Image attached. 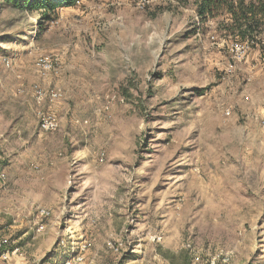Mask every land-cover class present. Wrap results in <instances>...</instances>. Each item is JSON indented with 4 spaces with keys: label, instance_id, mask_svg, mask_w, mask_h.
Here are the masks:
<instances>
[{
    "label": "rangeland",
    "instance_id": "rangeland-1",
    "mask_svg": "<svg viewBox=\"0 0 264 264\" xmlns=\"http://www.w3.org/2000/svg\"><path fill=\"white\" fill-rule=\"evenodd\" d=\"M201 1L0 0V264H264V45Z\"/></svg>",
    "mask_w": 264,
    "mask_h": 264
},
{
    "label": "trees",
    "instance_id": "trees-1",
    "mask_svg": "<svg viewBox=\"0 0 264 264\" xmlns=\"http://www.w3.org/2000/svg\"><path fill=\"white\" fill-rule=\"evenodd\" d=\"M18 6L27 7L30 10H43L45 18L51 19L62 7L74 6L80 0H7ZM228 0H220V3ZM23 2V4H21ZM218 0H202L198 6L199 16L204 20L208 14L214 15L217 9ZM230 12L234 18L241 21L238 28L243 38H253L260 35L264 27V0H237L230 5Z\"/></svg>",
    "mask_w": 264,
    "mask_h": 264
},
{
    "label": "built area",
    "instance_id": "built-area-1",
    "mask_svg": "<svg viewBox=\"0 0 264 264\" xmlns=\"http://www.w3.org/2000/svg\"><path fill=\"white\" fill-rule=\"evenodd\" d=\"M84 0L78 1L80 4ZM153 0H131V2L140 8H146L148 7ZM262 43L264 45V34L256 35L253 38H248L246 41H240V40H234L231 45V50L234 52V55L238 58L245 57V54L247 53L248 49L256 44V43ZM37 67L43 71H49L53 67L52 60L49 57H42L37 62ZM36 94L39 100L43 99L46 93L38 86L36 87ZM49 97L51 100H56L59 98L60 93L57 90H51L48 92ZM229 114L230 111H227ZM59 119L57 115H55L53 112L50 111H40L39 113V125L40 128L43 130H54L59 126ZM262 123L264 125V119L262 120ZM5 178V172L0 169V179ZM39 214L44 217L48 218L50 216V211L42 208L39 212ZM44 229V224L42 223L39 226V230ZM9 239L6 237H0V246H7L9 244ZM4 259H7L9 257L8 251H4L1 253V255ZM82 257L80 255L74 254V252L71 253L67 257V259L64 261L63 264H80Z\"/></svg>",
    "mask_w": 264,
    "mask_h": 264
},
{
    "label": "crops",
    "instance_id": "crops-1",
    "mask_svg": "<svg viewBox=\"0 0 264 264\" xmlns=\"http://www.w3.org/2000/svg\"><path fill=\"white\" fill-rule=\"evenodd\" d=\"M260 70H261V72L259 71V73H261V74L264 73V70L262 71V68ZM261 131H262V133H260V134L263 135V137L261 138V142L263 143L262 150L264 151V131L262 129H261ZM254 135H256L257 138L261 137V135H257L255 132H254Z\"/></svg>",
    "mask_w": 264,
    "mask_h": 264
}]
</instances>
